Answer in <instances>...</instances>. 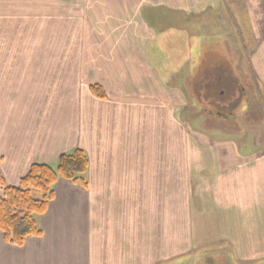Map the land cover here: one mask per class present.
Returning <instances> with one entry per match:
<instances>
[{
    "label": "crops",
    "instance_id": "0c3cea01",
    "mask_svg": "<svg viewBox=\"0 0 264 264\" xmlns=\"http://www.w3.org/2000/svg\"><path fill=\"white\" fill-rule=\"evenodd\" d=\"M70 1V11L80 15L81 24L73 42L63 43L57 38L67 31L62 27L69 17L63 12V0H0L3 177L16 186L31 164H55L61 153L75 148L82 149L88 159L85 187L57 180L54 199L45 213L36 216L39 236L27 237L21 246H15L0 232V264H149L143 262V251L109 249L131 234L141 243L140 219L147 213L142 214L145 204L125 202L120 195L116 201L112 195L125 194L132 185L136 188L140 178L148 179L151 186L160 180L157 171L141 164V144L129 121L136 115L152 118L156 125L152 134L162 137L160 146L180 152L181 163L171 169V182L181 179L186 183L182 187L185 225L179 237L181 249L178 246L173 255L210 246L205 248V257L213 264H228L224 258L235 264H259L264 259V126H250L257 130L255 153L242 157L215 154L206 162L194 151L209 149L212 144L199 128L200 118L191 115H207L206 125L220 119L237 129L242 126L232 121L237 113L191 108L186 92L172 83L173 58L187 65L191 57L188 38L183 36L188 20L183 16H200L217 3L221 6L222 0H75V8ZM222 14L232 26L231 13L225 10ZM33 20L38 25V42L33 45L45 56L52 51L53 64L47 58L29 64V60L12 57L15 49L23 52L25 46L26 50L31 46L23 41L14 45V28L23 25L21 34H29ZM260 26L264 50V16ZM63 49L69 51L64 59ZM230 55L225 58L231 60ZM34 74V85L41 78L44 88L36 102L39 105L31 108L27 95ZM181 79L197 88L190 71L182 73ZM57 81L65 82L58 84V93L65 87L72 92L73 86L77 95L78 87L83 88L84 106L78 101L70 106L64 102L53 105L46 88ZM90 85L100 86L105 97H96ZM191 97L201 99L200 95ZM262 102L264 108V80ZM150 216L156 217V213L150 212ZM150 253L148 250L146 255Z\"/></svg>",
    "mask_w": 264,
    "mask_h": 264
},
{
    "label": "rangeland",
    "instance_id": "374dc122",
    "mask_svg": "<svg viewBox=\"0 0 264 264\" xmlns=\"http://www.w3.org/2000/svg\"><path fill=\"white\" fill-rule=\"evenodd\" d=\"M74 2L76 1L72 0V4ZM72 6L75 8L76 5ZM70 9L71 1L63 0V12L68 14L69 17L67 18V24L62 25L67 31L63 32L62 37L57 36V38H61L62 42H73V38L77 36V32L79 33L80 15L78 16L75 11L71 12ZM115 9H118L116 5L112 10L115 16L114 25H117L119 22L117 20L118 11ZM208 9L206 13L200 15L201 17L195 14L189 16L184 13L189 18L183 16V20H188V24L183 27L185 32L183 36L188 38L191 46V57L187 65H182L179 63L180 60H176V57L173 58L172 61L175 65L173 66L172 83L181 87L184 90L183 93L186 92L187 98H190L188 105L191 108L196 105L207 112L216 114L233 109V113L237 114L234 115L232 121L238 122L242 126L233 129L230 127L233 125L231 122H224L220 119L212 120L210 125H206L204 121L207 120V115L194 112L191 116L193 119L200 118L199 128H201L203 136L207 139L206 141L212 144L209 149L202 150L199 148V151H194L195 154H201L206 162L212 159L215 154L227 156L234 154L236 157H242L243 155L255 153L257 147L254 139L257 136V130L254 131V128L250 126L254 125L260 129L264 126V114L262 113L264 110L262 105L264 50L260 47L262 41L260 24L264 16V3L247 2V0H222L221 6L217 3L212 6V9ZM225 10L231 13L232 26L227 21L225 14H222ZM106 13H108V10ZM146 15H148V12H146ZM20 26L14 28L12 34L14 45L18 46L23 41L24 43L29 42L31 46L29 50H26L25 46L23 52H18V49H15L12 51V57L29 60V64H35L47 58L45 61L53 64L52 51L48 50V56H45L43 51L38 50L37 46L33 45L38 42L36 35L38 34L37 21L33 20L31 27L34 29H30L29 34H21L24 27L23 25ZM174 28L182 33L181 28L178 29L179 27L176 26ZM0 42H3L1 38ZM227 49L231 51L232 55L228 53L229 51H226ZM68 50H70V47ZM68 50H62V59L69 52ZM225 55H230L232 59H226ZM4 56L6 57V53H4ZM196 65V72H194L193 69ZM17 68L14 67V69ZM62 68L63 73H65L67 71L66 65ZM23 70H26V67ZM188 71L191 72V78L193 82L197 83L199 91L196 90V87L191 89L181 79L182 73L185 75ZM35 78H37L36 74L30 79V93L27 95L31 108L39 105L36 102L40 99L44 88L41 78L40 82L38 83L36 80L34 85L33 79ZM59 83L65 84L61 81L52 82L46 88L47 91L51 92L49 98L53 105H60L64 102L68 103L67 106H70L78 101L79 106H84L83 88L79 89L78 87L77 95L73 91V86L72 92L70 91L71 87H65L58 93ZM3 84L10 85L12 82H4ZM14 84L16 83L14 82ZM22 84L26 85L27 82ZM250 84L255 88L253 95L249 93ZM55 90L57 94H55ZM191 95H200L201 99L196 100ZM183 99L185 101V98ZM193 119L191 118V120ZM129 121L134 123L140 141L139 144H141L139 147V149H142L141 164L147 169L157 171L159 174L157 178H160V180L151 186L148 179L140 178L137 181L136 188L132 185L131 189L129 188V191L127 189L125 194L112 195L113 200L116 201L122 196V200L125 202L145 204L146 209L142 211V214L147 213L146 217L143 216L140 219L141 243L134 241V234H131L127 239L117 240L119 244L111 246L109 249L143 251V262L148 261L149 264H213L210 258L205 257L208 251L205 248L210 246L194 249L183 255L181 252L173 255V251L178 250V246L181 249L179 237H181L183 225H185L182 187L186 183L181 179L177 181L173 179L171 182V169L173 167L178 168L181 163L180 159L177 158L180 152L176 149L172 151L169 147L160 146L162 137L158 139V137L153 136L152 131H154L156 125L154 121L152 122L150 116L136 115ZM159 123L164 125V121H159ZM216 130H220V132ZM165 149L169 151L166 152ZM224 159L228 161L226 157ZM95 162H97V158ZM34 196L39 198L40 194L35 193ZM150 212L156 213V217L150 216ZM114 233L117 235L116 231ZM113 237L114 235L110 237L112 241ZM148 250H151L152 253L147 256ZM150 255L152 257H149ZM155 255L156 257H153ZM223 261L228 262V264H235L229 261L228 258H224ZM259 264H264V259Z\"/></svg>",
    "mask_w": 264,
    "mask_h": 264
},
{
    "label": "trees",
    "instance_id": "16d2710c",
    "mask_svg": "<svg viewBox=\"0 0 264 264\" xmlns=\"http://www.w3.org/2000/svg\"><path fill=\"white\" fill-rule=\"evenodd\" d=\"M98 98L105 93L98 85H90ZM88 168L86 153L75 148L61 153L55 164L33 163L16 186L9 185L0 171V232L12 245L21 246L27 237L39 236L36 216L42 215L54 199V187L59 178L85 187ZM40 194L39 198L34 196Z\"/></svg>",
    "mask_w": 264,
    "mask_h": 264
},
{
    "label": "flooded vegetation",
    "instance_id": "af4514ba",
    "mask_svg": "<svg viewBox=\"0 0 264 264\" xmlns=\"http://www.w3.org/2000/svg\"><path fill=\"white\" fill-rule=\"evenodd\" d=\"M192 88H193V87H192ZM192 88H191V89H192ZM254 90H255L254 86H253L252 84H250V85H249V93L253 95V94H254Z\"/></svg>",
    "mask_w": 264,
    "mask_h": 264
}]
</instances>
